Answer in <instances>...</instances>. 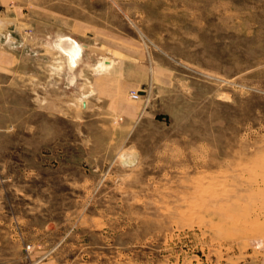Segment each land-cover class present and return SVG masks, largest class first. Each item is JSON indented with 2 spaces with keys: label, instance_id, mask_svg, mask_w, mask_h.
Here are the masks:
<instances>
[{
  "label": "rangeland",
  "instance_id": "374dc122",
  "mask_svg": "<svg viewBox=\"0 0 264 264\" xmlns=\"http://www.w3.org/2000/svg\"><path fill=\"white\" fill-rule=\"evenodd\" d=\"M0 264H264V0H0Z\"/></svg>",
  "mask_w": 264,
  "mask_h": 264
},
{
  "label": "built area",
  "instance_id": "2783aa9c",
  "mask_svg": "<svg viewBox=\"0 0 264 264\" xmlns=\"http://www.w3.org/2000/svg\"><path fill=\"white\" fill-rule=\"evenodd\" d=\"M139 96H140V92H139V90H133V91H131V93H130V97L133 98V99H138Z\"/></svg>",
  "mask_w": 264,
  "mask_h": 264
},
{
  "label": "bare ground",
  "instance_id": "6f19581e",
  "mask_svg": "<svg viewBox=\"0 0 264 264\" xmlns=\"http://www.w3.org/2000/svg\"><path fill=\"white\" fill-rule=\"evenodd\" d=\"M103 53V52H102ZM109 53V52H108ZM73 55V54H72ZM112 60L111 59H109V60H107V61H102V62H100L99 64H98V66L99 67H102V68H105L107 65L106 64H109L110 62H111ZM58 66V65H57ZM60 67H61V64H60ZM206 189V188H205ZM206 191V190H205ZM211 191V190H210ZM191 216H192V214H191Z\"/></svg>",
  "mask_w": 264,
  "mask_h": 264
},
{
  "label": "crops",
  "instance_id": "0c3cea01",
  "mask_svg": "<svg viewBox=\"0 0 264 264\" xmlns=\"http://www.w3.org/2000/svg\"><path fill=\"white\" fill-rule=\"evenodd\" d=\"M134 90V89H133Z\"/></svg>",
  "mask_w": 264,
  "mask_h": 264
}]
</instances>
